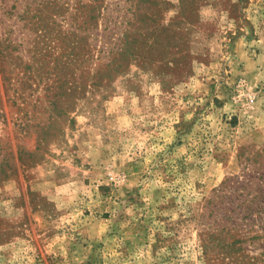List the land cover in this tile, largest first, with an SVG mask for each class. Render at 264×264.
<instances>
[{"label":"rangeland","instance_id":"obj_1","mask_svg":"<svg viewBox=\"0 0 264 264\" xmlns=\"http://www.w3.org/2000/svg\"><path fill=\"white\" fill-rule=\"evenodd\" d=\"M0 264H264V0H0Z\"/></svg>","mask_w":264,"mask_h":264}]
</instances>
